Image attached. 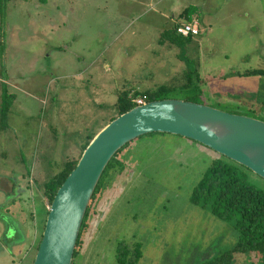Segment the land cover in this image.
<instances>
[{
  "label": "rangeland",
  "instance_id": "obj_1",
  "mask_svg": "<svg viewBox=\"0 0 264 264\" xmlns=\"http://www.w3.org/2000/svg\"><path fill=\"white\" fill-rule=\"evenodd\" d=\"M190 5L200 34L189 44L160 43ZM0 40V264L11 262L4 237L19 235L9 215L42 231L44 185L118 116L119 91L165 84L181 97L192 66L205 104L264 120V75L247 73L264 69V0L10 1ZM3 82L16 95L5 118ZM118 155L72 264H120L121 241L141 247L135 264H206L235 245L233 227L191 201L220 153L182 136L147 134ZM245 170L264 190V178ZM260 262L248 252L235 253L233 264Z\"/></svg>",
  "mask_w": 264,
  "mask_h": 264
},
{
  "label": "water",
  "instance_id": "obj_2",
  "mask_svg": "<svg viewBox=\"0 0 264 264\" xmlns=\"http://www.w3.org/2000/svg\"><path fill=\"white\" fill-rule=\"evenodd\" d=\"M197 141L264 178V120L183 98L137 105L105 125L57 190L32 264H72L88 207L113 157L146 134Z\"/></svg>",
  "mask_w": 264,
  "mask_h": 264
},
{
  "label": "trees",
  "instance_id": "obj_3",
  "mask_svg": "<svg viewBox=\"0 0 264 264\" xmlns=\"http://www.w3.org/2000/svg\"><path fill=\"white\" fill-rule=\"evenodd\" d=\"M18 0H0V18L5 20L7 3ZM196 12L195 6L186 7L181 16H185L187 20H192ZM180 18V17H179ZM194 36H182L177 32V24H171L162 31L160 35V43H169L172 45L189 44ZM0 43L2 41L0 40ZM248 74L264 75V69L249 70ZM246 73V74H247ZM184 82L180 85L182 96L176 97L172 91L176 87H170L165 84L160 85L154 90H123L118 92L117 107L119 115L137 106L135 99L146 97V101L160 100L165 98H183L186 100L204 103L201 98L203 96L202 79L199 75L197 67L187 66L184 71ZM4 83V82H3ZM2 88V115L7 117V114L16 99L14 93L9 92L8 85L4 83ZM116 117H113L115 119ZM168 134V133H150ZM96 135V134H95ZM89 136L83 144V149L78 158H68L61 170L44 185V194L51 205L57 190L61 187L68 175L77 166V163L88 146L90 141L95 136ZM147 135V134H146ZM179 136V135H178ZM128 145V144H127ZM124 148V147H123ZM122 148V149H123ZM122 149L113 157L105 169L101 180L95 190L91 203L88 207L83 225L79 234L75 253L78 252V245L81 242V234L83 229L88 225V217L91 211V206L97 195L104 188L105 177L111 169L118 166L117 158ZM121 166L120 170H123ZM252 171L242 164L221 154V158L214 159L205 170L202 178L196 184L191 195L192 203L208 209L219 219L227 222L237 232V242L234 246L223 251L219 256L206 264H233L235 253L254 252L260 256L261 262H264V190L258 188L248 179L246 170ZM253 172V171H252ZM49 213V207L46 211V216ZM43 232L40 235L37 248L42 239ZM142 256L140 246L133 248L130 243L121 241L117 247V261L120 264H135Z\"/></svg>",
  "mask_w": 264,
  "mask_h": 264
},
{
  "label": "crops",
  "instance_id": "obj_4",
  "mask_svg": "<svg viewBox=\"0 0 264 264\" xmlns=\"http://www.w3.org/2000/svg\"><path fill=\"white\" fill-rule=\"evenodd\" d=\"M43 203H42V210L46 217V211H47V204L45 200V196L43 197ZM36 212H33V218H35ZM10 218L13 219V221L16 222L18 225V232L19 236L16 240H9L7 237H4L6 240V245L4 244L5 249L3 248L9 255L10 264H32L35 258V255L37 253V246L40 239V234L44 230L46 218L43 222V229L40 232L38 226L35 225V228H32V224H27V222L24 220V218L19 216L16 218L14 215H9ZM30 228V229H29ZM8 241V242H7ZM1 242V239H0ZM1 245V244H0ZM6 264V260H5Z\"/></svg>",
  "mask_w": 264,
  "mask_h": 264
},
{
  "label": "built area",
  "instance_id": "obj_5",
  "mask_svg": "<svg viewBox=\"0 0 264 264\" xmlns=\"http://www.w3.org/2000/svg\"><path fill=\"white\" fill-rule=\"evenodd\" d=\"M177 24V32L182 36H197L200 34V21L198 18L194 17L192 20H183ZM137 105L146 103V97H139L135 99Z\"/></svg>",
  "mask_w": 264,
  "mask_h": 264
},
{
  "label": "flooded vegetation",
  "instance_id": "obj_6",
  "mask_svg": "<svg viewBox=\"0 0 264 264\" xmlns=\"http://www.w3.org/2000/svg\"><path fill=\"white\" fill-rule=\"evenodd\" d=\"M119 169V173H121V175H123L124 174V172H125V166H124V168H123V170H120V168H118ZM92 209V208H91ZM91 212V211H90ZM89 216H90V213H89ZM89 218V217H88ZM88 222V221H87ZM132 248H133V246H131ZM78 253V252H77ZM77 253H75L74 254V258H75V256H76V254ZM222 253V252H221ZM261 260V259H260ZM73 263H74V260H73ZM259 264H264V262H260Z\"/></svg>",
  "mask_w": 264,
  "mask_h": 264
}]
</instances>
